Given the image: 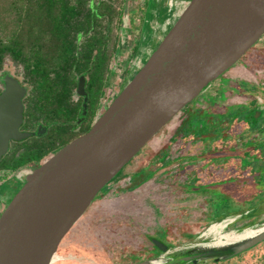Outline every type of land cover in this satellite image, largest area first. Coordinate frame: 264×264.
Here are the masks:
<instances>
[{
    "label": "rangeland",
    "instance_id": "1",
    "mask_svg": "<svg viewBox=\"0 0 264 264\" xmlns=\"http://www.w3.org/2000/svg\"><path fill=\"white\" fill-rule=\"evenodd\" d=\"M145 1L131 0L128 12L123 15L124 29L118 33L119 53L111 66L114 74L110 78L112 97L108 105L127 83L124 69L129 66L132 69L139 68L147 60L189 0H149L147 6H144ZM133 48L135 55L125 64ZM263 53L262 40L231 68L236 67L237 70L250 57L257 54L259 58ZM258 62V67H251V83L260 84L263 81L264 75L254 72V69H264V61L260 59ZM3 69L22 77L21 67L9 58L4 60ZM227 72L210 82L197 98L162 127L98 193L57 249V255L68 261L57 264L73 261H77L76 264H141L161 254L165 255L162 257L164 264H234L235 260L231 261V257L239 252L229 257V261H215L209 257L196 263L193 262L195 258L187 260L189 256L195 255L194 250L198 252L213 246L208 235L204 238L201 234L205 240L201 242L198 236L192 234V231L199 229L205 213L202 229L212 221H219L224 215L232 214L241 218L238 223L240 226L264 225V172H261L260 179L247 177L251 172L264 170V148L252 149L259 144L257 132L258 128L263 129L264 111L254 123L249 120L256 106H264V88L243 87L248 89L247 92L235 83V79L239 80L240 77L232 70ZM252 96L253 104L249 105L248 110L238 105L232 106L239 102L246 103ZM199 108L204 111H199ZM42 139L46 140V136ZM261 139L264 141L263 137ZM247 146L250 149H244ZM224 154L227 155L220 156ZM8 156L5 155L0 161V167L8 163ZM171 159H174L173 163L166 164ZM189 159L193 165L200 160L212 159L207 171L214 177L215 172L218 174L221 170L218 182H214L215 178L210 176L205 180L190 178L201 169L190 168L194 172L187 175L181 162ZM230 170H233L234 175L230 174ZM241 172L243 174L240 176ZM136 184L138 186L134 187ZM22 185L19 183L10 193L2 184L0 203L8 205ZM206 192L210 195L207 196ZM246 231L255 233L252 229L243 232ZM224 233L229 232L225 230ZM109 234L117 236L113 238L116 242L110 245ZM152 239L167 247L168 253H173L169 256L162 253L156 242L150 244ZM80 248H84L86 254L83 259L77 251ZM110 256L119 260L114 261ZM256 260L254 264L264 262ZM160 261L162 259L158 258L155 264Z\"/></svg>",
    "mask_w": 264,
    "mask_h": 264
},
{
    "label": "water",
    "instance_id": "2",
    "mask_svg": "<svg viewBox=\"0 0 264 264\" xmlns=\"http://www.w3.org/2000/svg\"><path fill=\"white\" fill-rule=\"evenodd\" d=\"M123 21L124 17L122 26ZM263 34L264 0H189L91 128L27 175L0 214V264H51L64 237L98 193ZM11 80L2 78L0 158L10 140L33 135L18 131L22 122L21 92ZM77 93L85 96L83 79L78 82ZM262 241L264 229L234 244L194 250L195 255L187 260H225ZM156 245L168 256L173 253ZM155 260L141 264H155Z\"/></svg>",
    "mask_w": 264,
    "mask_h": 264
},
{
    "label": "trees",
    "instance_id": "3",
    "mask_svg": "<svg viewBox=\"0 0 264 264\" xmlns=\"http://www.w3.org/2000/svg\"><path fill=\"white\" fill-rule=\"evenodd\" d=\"M130 1L0 0V70L6 58L21 67L30 87L26 123L41 120L48 126L46 140L33 134L20 142L26 147L21 163L48 157L89 130L75 131L81 106L72 94L77 81L87 79L90 107L97 106L114 74L118 33ZM134 55L135 48L125 64ZM129 67L123 71L127 82L139 69Z\"/></svg>",
    "mask_w": 264,
    "mask_h": 264
},
{
    "label": "flooded vegetation",
    "instance_id": "4",
    "mask_svg": "<svg viewBox=\"0 0 264 264\" xmlns=\"http://www.w3.org/2000/svg\"><path fill=\"white\" fill-rule=\"evenodd\" d=\"M262 40L264 41V34L261 36V38L257 42H262ZM250 49L240 59L243 60L244 57L247 55V53L250 51ZM260 59H262L264 61V53L262 55L260 54L259 58L257 57V54H255L253 57H250L249 59H247L246 63L245 62L242 63L243 65L242 66L240 65V68H238L237 70H235L236 67L229 68V70H232V72H234L236 75H238L240 77L239 80L235 79V83H238L241 86V89H243V90L248 92V89L243 88V87L256 86L259 89L264 88V76H262V80L263 81H261L260 84L258 82L257 83H251V79H249V77H251V75H252V73H251L252 68L251 67H253V66L258 67L260 65V63L258 62ZM229 70H227V71H229ZM226 72H224V73H226ZM254 72H257V73L261 72L264 75V69H262V70L254 69ZM5 76L10 77L12 79L11 81H15L18 84L19 92H21L20 101H21V104H22V122H21V124H20V126L18 128V131L20 133L39 134L40 135L39 138H43V137L47 136L48 126L46 125L45 122H43L41 120H37V121L33 122V124H31V125H27V123H26L25 112H26V109H27V106H28V102H29L30 87L24 81L23 74H22V77L19 78V77L15 76V75L7 73L2 68L0 70V94L2 93V91L5 88V84L2 81V78L5 77ZM78 82H79V80L77 81L76 87H75V89L73 91V94H72V102L74 104H79L81 106V109L79 110V111H81V115H80V112L78 111L77 118H76V121H75V123L78 126V127H75V131L79 132L81 129H85L86 127H89V129L91 128L92 124L106 110L105 108H107V106H109L108 103H109V101H110L112 96H111V88H110V82H109L108 86L106 88H104L102 97L100 99H98L99 102L97 103V106L95 107V110H93V108L90 107V99L91 98H90V96L88 95V93L86 91L87 79H86V81L84 80L85 96L84 95H80V94L77 93ZM107 83H108V81H107ZM259 85H261V88L259 87ZM241 92H243V91H241ZM248 95H251V94H248ZM85 98H86V100H85ZM252 99H253V96L250 99H248V102H246V103L239 102L237 104H233L232 106L238 105V106H241L243 109L248 110L249 109V105L253 104ZM84 104H85V108H83ZM255 108H256L257 111L255 109H253L252 113L249 115V120L251 122H253V123L258 120V118H257L258 115L262 114V112L264 111V106H262L261 104H259ZM199 111L203 112L204 109L199 108ZM92 112H93V115L91 116ZM179 113H177V114H179ZM263 129H264V126H263ZM263 129L259 130V128H258L257 134L259 135V138L257 140L259 141V144L254 146L255 148H252L254 150L257 147H258V149H261L262 147L264 148V141L261 139V137L264 138V130ZM82 134H84V133H82ZM78 136H80V135H78ZM33 137L35 138L36 135L35 136H29V137L24 138V139L19 140V141L10 140L9 143H8V149H7L6 153L0 158V161H1L5 155H7V154L9 155L8 156V163H5V164H3V166L0 167V186L2 184H5L6 188L8 189L7 192L11 193V191H13L19 185V183H23L24 184L25 181H26L27 175L30 174L35 168L40 166L50 156L49 155L48 157H43V158H40L38 160H26L24 163H21V157H22V155H24V153L26 151V147L19 146V144H20L21 141H26V140H28L30 138H33ZM60 148H62V147H60ZM60 148H58L57 150H59ZM247 148L250 149L249 146L245 147L244 149H247ZM15 149H17V150L13 154V151ZM214 151H216V150H214ZM55 152H53V153H55ZM203 152H206V150H203ZM226 155L227 154L220 155V156H226ZM220 156H217V157H220ZM211 160L212 159H210L208 161L207 160L206 161L200 160L199 162L195 161L198 164L193 165V164H191L192 161H190V159H189V160L182 161L181 165L186 169L185 172H187L186 173L187 175L194 172L190 168H195V167L200 168L201 170L196 171L193 174V176H191L190 178L195 179V178L199 177V178H204L203 180H205V179H207L208 176L211 177V175H212V174H209V172L207 171L208 170L207 168H208L209 164L212 162ZM173 161H174V159L168 160L166 164H172ZM259 166L262 167L261 165H259ZM158 167H161V165H158ZM261 172H264V170H262V171L259 170V172H255V171L251 172L250 175L247 176V177H249L251 179H253V178H256V179L259 178L260 179V176L262 174ZM221 173L222 172L220 170V172L218 174L215 172V176L211 177L213 179L215 178L214 182H218V180H219L218 177H219V175H221ZM230 174L234 175L233 170H230ZM242 174H243V172H241L240 176ZM186 178L188 179L189 177L186 176ZM214 182H212L213 185H214ZM198 183L200 184V182H198ZM253 183H254V181L252 182V184ZM229 185H231V184H229ZM205 194L207 196L210 195L209 192H206ZM6 206L7 205H3V203H0V214L5 209ZM205 212H206V210H205ZM205 216H206V213L203 215L202 221L205 218ZM226 219H228V220L225 222L226 225L223 228V232L226 230L229 233H232V234L235 235L236 233L239 234L240 232H243L244 230L252 229V230L255 231L254 234H256V233L261 232L263 230L262 229L261 231H259L260 227H258V226H247L246 224H243L242 226H240L238 223L240 222L241 218L238 215L232 214V215H224L223 218L220 219L219 221H215V222L212 221L209 225L205 226L204 229H202L203 224H202V221H201L199 229L197 231H192V234L198 236V241H201V240L205 241L204 238L207 237L205 235V233L209 229H211V227L214 226V225H217L219 223L221 225L224 224L223 221L226 220ZM237 229L240 230V231H237ZM201 234L203 235L204 238L201 237ZM238 234H236V235H238ZM108 237H109V240H110V241H108V245L114 243V241L116 242V240L113 239V238L117 237L116 235L114 236V234H109ZM209 237L211 238V239L209 238V240H211V242L214 241V239L211 237V235H209ZM195 239H197V238H195ZM241 239L232 241V242H230L228 244H231V243L234 244V243L238 242ZM153 242H155L154 239H152V241H150V244H153ZM190 242H196V240H194V241L191 240ZM190 242H188V243L185 242V244H191ZM228 244H226V245H228ZM82 247H84V245H82ZM120 248H121V246H120ZM83 250H84V248L77 249L78 253H80V255H82V259L86 255V254H84ZM118 252L119 251H117L116 253H118ZM162 253H164V252H162ZM240 254H242V255L238 256ZM161 256H162V254L159 257H161ZM235 256H237V257H235ZM235 256L231 257V261L235 260L234 264H254V261L256 260V258L259 259V260H263L264 261V241L252 246L251 248H248L247 250H245L243 252H239ZM159 257H157V258H159ZM110 258H111V256H110ZM116 258L117 257H113L111 259L114 260V261H118L119 258H117V259ZM157 258L151 259L149 261L155 260ZM54 259L55 260L51 264H56V263H59V262H67L68 261V259L63 258L60 255H57V253L54 256ZM82 259H81V261H83ZM225 261H229V259L227 258V259H225ZM76 262L77 261H73V262H70V263L68 262V264H76ZM133 264H136V263H133ZM228 264H233V263L229 262ZM263 264H264V262H263Z\"/></svg>",
    "mask_w": 264,
    "mask_h": 264
},
{
    "label": "bare ground",
    "instance_id": "5",
    "mask_svg": "<svg viewBox=\"0 0 264 264\" xmlns=\"http://www.w3.org/2000/svg\"><path fill=\"white\" fill-rule=\"evenodd\" d=\"M230 71V70H229ZM234 71V70H233ZM228 73V72H227ZM93 203V202H92ZM91 203V204H92ZM228 219L224 220L223 223L224 224H217V225H214L211 227V229H209L205 235H211V237L214 239V241H212V244L213 245H226L232 241H235V240H238V239H241V238H245L246 236L248 235H252L253 232H250V231H246V232H243L242 234H238V235H234L232 233H224L223 232V228L224 226L226 225V221ZM195 225V224H194ZM262 229H264V225L262 227H260V230L261 231ZM254 234V233H253ZM68 251V250H67ZM123 253V252H122ZM54 259V258H53ZM164 262V260H162ZM81 264V263H80ZM156 264H161L159 262H157Z\"/></svg>",
    "mask_w": 264,
    "mask_h": 264
},
{
    "label": "built area",
    "instance_id": "6",
    "mask_svg": "<svg viewBox=\"0 0 264 264\" xmlns=\"http://www.w3.org/2000/svg\"><path fill=\"white\" fill-rule=\"evenodd\" d=\"M53 261H54V260H53ZM53 261H52V262H53Z\"/></svg>",
    "mask_w": 264,
    "mask_h": 264
},
{
    "label": "crops",
    "instance_id": "7",
    "mask_svg": "<svg viewBox=\"0 0 264 264\" xmlns=\"http://www.w3.org/2000/svg\"><path fill=\"white\" fill-rule=\"evenodd\" d=\"M57 264V263H56Z\"/></svg>",
    "mask_w": 264,
    "mask_h": 264
}]
</instances>
